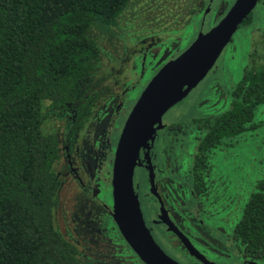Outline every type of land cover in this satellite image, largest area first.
Segmentation results:
<instances>
[{"label": "flooded vegetation", "instance_id": "1", "mask_svg": "<svg viewBox=\"0 0 264 264\" xmlns=\"http://www.w3.org/2000/svg\"><path fill=\"white\" fill-rule=\"evenodd\" d=\"M177 2L179 7L185 3L180 11L186 9L190 18L196 16L197 25L187 20L178 26L176 17L175 31L166 22L167 17L160 18L157 14L142 21L141 28L145 30L137 34L127 52L132 57L137 54L136 64L110 41L109 46L100 47L95 39L99 52L86 95L79 102L53 111L45 122L46 125L54 123L47 132L56 138L59 149V159L54 165L59 181L55 221L57 224V216H62L59 232L76 248L81 264H142L121 238L111 218L112 163L129 113L118 125V131L114 124L125 103L126 84L131 77L128 71L141 73L140 77L136 75L141 79L146 74L149 82L165 63L184 51L177 53L176 37L167 38L170 31L177 35L188 29L189 33L184 36L192 37L190 45L198 34L210 29L203 30L211 12L218 10L222 18L235 0ZM159 23L169 24L158 30ZM260 37L255 38L259 46L264 45V36ZM169 41L173 43L164 47ZM166 112L153 125L132 171L133 193L150 237L177 264H264L235 239L233 230L239 219L231 223L226 207L214 197V181L210 176L211 156L246 131L242 128L232 136H219L220 128L216 124L224 111L188 123L164 121Z\"/></svg>", "mask_w": 264, "mask_h": 264}, {"label": "trees", "instance_id": "2", "mask_svg": "<svg viewBox=\"0 0 264 264\" xmlns=\"http://www.w3.org/2000/svg\"><path fill=\"white\" fill-rule=\"evenodd\" d=\"M126 4L0 0V264H81L55 221L59 149L44 125L90 88L99 49L85 32L94 22L113 25ZM261 104L264 64H254L231 91L218 135L254 129V109ZM233 235L264 261V180L248 196Z\"/></svg>", "mask_w": 264, "mask_h": 264}, {"label": "rangeland", "instance_id": "3", "mask_svg": "<svg viewBox=\"0 0 264 264\" xmlns=\"http://www.w3.org/2000/svg\"><path fill=\"white\" fill-rule=\"evenodd\" d=\"M177 3V0H127L125 8L115 19V22H119L117 25L105 26L94 22L85 34L88 38L92 37L93 41L96 39L100 47L109 46L110 41L112 45L120 49L125 58L128 57L131 59L130 62L136 64L137 54L132 57V55H127V52L134 45L137 34L145 30L141 28L142 21L149 20L157 14L160 15V18L167 17L166 22L169 21L173 25L172 28L176 27V17L179 19L177 20L178 26L183 25L187 20L197 25L196 16L190 18L186 14V9L180 11L185 3L182 2L181 7ZM178 11L180 12L176 15ZM219 14L218 10L211 12L210 17L206 18L204 31H207L221 19ZM167 24L169 23H159L157 29L162 30V26L166 28ZM187 33H189L188 29L177 35L176 32L170 31V35L167 36L168 39L176 37L177 47H179L177 53L189 46L192 37L186 39L184 35ZM107 34L110 36L109 39H107ZM260 36H264L263 1L257 3L251 11L250 23L236 29L206 76L186 98L166 112L163 120L188 123L196 118L226 111L230 103L229 94L240 81L244 71L250 69L252 62L257 64L259 61L262 62L264 58V45L259 46L258 42ZM185 39L186 41H184ZM171 43L173 42L169 41L168 46L165 43L166 46L164 47H169ZM127 74L131 77L126 84L127 91L123 100L125 103L120 110L117 122L114 124L116 131H118V125H121L133 102L138 98L149 80L148 77H145L146 74L142 79L138 78L141 73L138 75L137 72L134 74V72L128 71ZM251 124L255 125L253 131L234 137L233 140L229 141L227 147L214 153L210 158L212 167L210 176L214 181L212 186L214 197L220 199L226 207L225 213L227 212L226 215H229L231 223L240 218L243 206L248 196L253 192L254 185L264 180V104L254 109ZM51 125L54 127V123L44 125L46 132L52 128ZM60 197H62L61 194ZM61 218V215L57 216L58 227L61 224ZM231 226L232 224H230L229 229Z\"/></svg>", "mask_w": 264, "mask_h": 264}, {"label": "water", "instance_id": "4", "mask_svg": "<svg viewBox=\"0 0 264 264\" xmlns=\"http://www.w3.org/2000/svg\"><path fill=\"white\" fill-rule=\"evenodd\" d=\"M258 0H235L206 33L198 34L175 59L150 79L129 112L119 135L111 169V218L124 242L142 264H177L150 237L132 189L136 157L153 125L206 76Z\"/></svg>", "mask_w": 264, "mask_h": 264}]
</instances>
